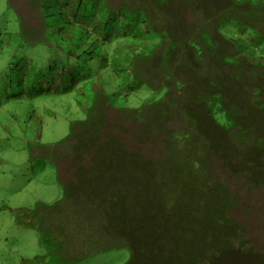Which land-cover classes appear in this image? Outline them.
Here are the masks:
<instances>
[{
    "label": "trees",
    "instance_id": "16d2710c",
    "mask_svg": "<svg viewBox=\"0 0 264 264\" xmlns=\"http://www.w3.org/2000/svg\"><path fill=\"white\" fill-rule=\"evenodd\" d=\"M163 1L169 0H154ZM7 2L20 20L24 41L49 46L53 65L48 71L59 76L61 91L88 95L75 98L85 118L73 122L55 147L53 161L63 173L68 207L65 219L58 210L61 224L49 217L52 252L70 246L73 256L82 258L126 248L127 264H264V124L257 128L232 118L240 104L236 97L227 105V83H217L228 74L225 66L240 60L203 53L197 37L208 39L209 54L217 52L201 27L204 22L191 35H181L195 19L188 16L166 37L154 27L150 13L156 5L151 7L150 0ZM229 20L217 21L216 27ZM33 22L40 30L34 40ZM249 41L240 42L250 47L247 56H239L248 61L258 48ZM139 60L145 62L141 67ZM163 69L168 77L174 72L178 100L169 95L168 85L154 89L145 79ZM104 82H112L123 96L134 94L137 85L163 94L137 109L120 108ZM262 95L259 83L247 92L254 112L260 105L264 110ZM244 110V117H251L253 111ZM178 122L188 126L185 131L174 129ZM60 226L68 230L53 228ZM66 234L74 238L71 245Z\"/></svg>",
    "mask_w": 264,
    "mask_h": 264
},
{
    "label": "rangeland",
    "instance_id": "374dc122",
    "mask_svg": "<svg viewBox=\"0 0 264 264\" xmlns=\"http://www.w3.org/2000/svg\"><path fill=\"white\" fill-rule=\"evenodd\" d=\"M115 1L110 0V4H115ZM150 1V6L155 4L157 8L150 13L156 18L154 27L165 31L166 37L167 30L184 25V20L193 16L195 19L188 20L191 26L185 28L181 35H191L193 29L204 22L201 27L208 32L217 52L209 54L208 39L197 37L203 53L209 56L222 54L228 56V60H240L238 64L225 66L228 74L222 73L217 84L227 83L228 87L223 91L227 105L237 97L240 112L232 114L234 120L245 121L257 128L263 125V107L260 105V110L254 112L255 107H250L252 100L249 102L246 97L251 86L259 83L263 94L260 98L264 102V66H258L264 65V0H169L158 4ZM178 3L181 6L176 7ZM192 6L193 12L187 14V8ZM171 12H174L173 16ZM160 13L169 23L165 25ZM175 17L179 20H169ZM204 17L208 20L201 19ZM228 18L231 20L227 24L216 27L217 21ZM33 24L35 26L29 32L34 40L40 37V30L37 31L39 26L35 22ZM248 39V43L255 40L258 46L256 55L250 56L249 61L239 58L242 52L248 55L246 48L250 47L249 44H240ZM52 60L47 44L24 41L15 10L7 0H0V264H127L129 251L126 248L93 251L82 258L73 256L70 246L60 247L58 254L52 252L54 244L50 240V232L53 231L47 229L53 221L49 217L55 216V224H61L68 207V204H63V173L56 170L53 161L55 147L69 134L70 125L86 116L76 103L78 92L70 88L62 92L64 85L59 82V76L55 77L54 72L48 71V67L53 65ZM142 63L145 62L138 61L139 67ZM205 63H212V59L206 58ZM173 64L179 72L178 59ZM173 76L168 77L163 69L148 74L145 79L153 83L154 89L161 83L168 85L169 95L178 100L172 86ZM102 87L112 103L120 108L137 109L143 102L158 100L163 94L154 93L143 85H137L134 94L127 96L115 92L112 82H104ZM84 95L88 97L85 93L79 97ZM247 108L253 111L251 117H244V109ZM173 127L181 133L188 126L178 122ZM58 210L62 219L58 218ZM53 228L56 231L68 230L65 226ZM41 236L45 237L44 242H40ZM64 238L69 245L74 242L69 234Z\"/></svg>",
    "mask_w": 264,
    "mask_h": 264
}]
</instances>
